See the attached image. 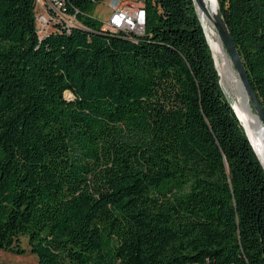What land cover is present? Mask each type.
<instances>
[{
    "label": "trees",
    "instance_id": "1",
    "mask_svg": "<svg viewBox=\"0 0 264 264\" xmlns=\"http://www.w3.org/2000/svg\"><path fill=\"white\" fill-rule=\"evenodd\" d=\"M96 1L63 0L77 23L40 33L34 0H0V249L264 264V170L192 0H143L140 34L102 28ZM216 1L264 112V0Z\"/></svg>",
    "mask_w": 264,
    "mask_h": 264
},
{
    "label": "bare ground",
    "instance_id": "2",
    "mask_svg": "<svg viewBox=\"0 0 264 264\" xmlns=\"http://www.w3.org/2000/svg\"><path fill=\"white\" fill-rule=\"evenodd\" d=\"M206 12L197 10L204 33L208 39L212 58L224 90L232 99V108L242 125L258 159L264 166V128L259 116L250 106L248 96L245 94L241 81L233 67L232 61L226 53L215 29L211 25L209 16L216 8V0H202Z\"/></svg>",
    "mask_w": 264,
    "mask_h": 264
},
{
    "label": "built area",
    "instance_id": "3",
    "mask_svg": "<svg viewBox=\"0 0 264 264\" xmlns=\"http://www.w3.org/2000/svg\"><path fill=\"white\" fill-rule=\"evenodd\" d=\"M34 19L37 31L42 33L59 20L64 21L65 26L77 23L74 14L65 16L60 7L63 0H34ZM111 11L106 20L101 22V27L109 30L122 29L132 34L143 32L144 7L143 0H119L112 4Z\"/></svg>",
    "mask_w": 264,
    "mask_h": 264
},
{
    "label": "water",
    "instance_id": "4",
    "mask_svg": "<svg viewBox=\"0 0 264 264\" xmlns=\"http://www.w3.org/2000/svg\"><path fill=\"white\" fill-rule=\"evenodd\" d=\"M192 2L194 4L196 12H197V10L206 12V9L204 7V4H203L202 0H192ZM216 5H217V1H216ZM209 18H210L211 25L215 29V31H216V33H217L222 45L224 46V49H225L226 53L228 54V56L230 57V59L232 61V64H233V67H234V69H235V71L237 73V76L239 77V79L241 81L242 88H243L245 94L248 96L249 103H250L251 107L253 108L254 112L259 116L260 121L262 123V126L264 128V112H263V109H262V107H261V105H260V103H259V101H258V99H257V97H256V95H255L250 83H249V80H248V77L246 75L243 63H242L241 58H240V56H239V54H238V52H237V50H236V48H235V46H234V44L232 42V39H231L230 34L228 32V29H227V27L225 25V22H224V20L222 18V15L220 13L218 5L216 6V8H215L214 12L212 13V15L209 16ZM201 26H202V24H201ZM203 32H204V30H203ZM204 36H205V33H204ZM205 39L207 41L206 36H205ZM207 44H208V41H207ZM208 47H209V44H208ZM209 49H210V47H209ZM213 64H214V61H213ZM214 67H215V65H214ZM230 107H231V109L233 111V108H232L231 104H230ZM233 113L236 116L234 111H233ZM236 118L239 121V118L237 116H236ZM254 154L257 157V154H256L255 151H254ZM257 159H258V157H257ZM258 161L261 164L259 159H258ZM261 166H262V168L264 170V166L262 164H261Z\"/></svg>",
    "mask_w": 264,
    "mask_h": 264
},
{
    "label": "rangeland",
    "instance_id": "5",
    "mask_svg": "<svg viewBox=\"0 0 264 264\" xmlns=\"http://www.w3.org/2000/svg\"><path fill=\"white\" fill-rule=\"evenodd\" d=\"M119 0H99L91 5L87 6L86 13L96 18L98 21H104L107 19L111 6L114 2ZM208 40V39H207ZM220 83V81H219ZM222 91L226 98L229 100L232 106V99L228 92L224 90L220 84ZM65 96H68V92H64ZM251 106V105H250ZM252 108V107H251ZM253 109V108H252ZM254 111V110H253ZM19 245L24 249L23 253L15 254L3 249H0V264H34L36 262V255L29 251V247L26 241V236L22 235L19 239Z\"/></svg>",
    "mask_w": 264,
    "mask_h": 264
}]
</instances>
